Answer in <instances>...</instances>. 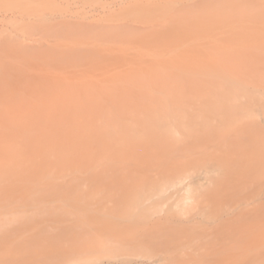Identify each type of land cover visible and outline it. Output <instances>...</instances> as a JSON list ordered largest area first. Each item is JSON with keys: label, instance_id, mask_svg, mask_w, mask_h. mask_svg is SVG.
Wrapping results in <instances>:
<instances>
[{"label": "rangeland", "instance_id": "374dc122", "mask_svg": "<svg viewBox=\"0 0 264 264\" xmlns=\"http://www.w3.org/2000/svg\"><path fill=\"white\" fill-rule=\"evenodd\" d=\"M263 6L264 0H0V264H264V210L239 204L249 196L217 182L230 178L226 148L203 139L176 151L154 138L146 150L139 140L155 131L178 139L197 127L147 129L140 122L150 110L135 107L171 100L165 85L177 82L176 69L189 75L179 77L187 90L180 98L196 113L193 102L208 100L206 77L192 75L196 65L169 51L197 57L207 74L218 71L209 55L247 45L252 27L264 31ZM164 47L162 55H170L163 66L149 54ZM135 65L147 82L167 81L162 91L103 89L115 83L112 74ZM132 77L121 82L139 79ZM142 207L151 219L169 215L175 222L142 238L79 225ZM221 210L235 228L229 241L204 232ZM193 215L201 222L190 228L185 221ZM75 245L82 252L68 255Z\"/></svg>", "mask_w": 264, "mask_h": 264}, {"label": "bare ground", "instance_id": "6f19581e", "mask_svg": "<svg viewBox=\"0 0 264 264\" xmlns=\"http://www.w3.org/2000/svg\"><path fill=\"white\" fill-rule=\"evenodd\" d=\"M252 29L250 30L253 33L250 32V35H247V37L249 36L247 38V45L243 47L232 46L228 50L222 51L220 57L215 56L214 53V55H209L211 62L219 65L218 71L209 74L204 71L202 64L195 63V61L198 60L197 57H182L174 49H171L173 53L169 51L171 55L168 52L163 56L162 54L166 52L165 50H168L169 47H164L162 51H154L153 54H149L151 58L155 59L156 63L163 66L165 65L164 58L169 54L174 57L176 61L178 60V62L182 61L184 63H191L193 66L196 65V73H192V75L206 77L205 83L209 90L208 100L205 102H193L196 113L188 112L186 104L181 102L180 98V92L185 93L187 90H184L186 84L184 85L185 82L182 81L183 79H179V77L189 75L182 74L180 71H175L176 69L171 72V75L178 78L177 82L175 83V81L173 82L171 79L170 81L172 82L169 81L168 84L170 85H168L166 83L167 81H164L169 91L167 89H163V91L165 90L166 93L173 95L171 100H165L164 105H161L162 102L156 103L159 104L160 107L158 106L159 108L155 109L151 108L150 105H146L145 107L144 104L141 105L140 103L135 107L140 106L141 108L144 107L145 110H150L145 113L146 117L140 122V124L147 129L165 130L170 128L171 125L173 126V124L182 127H185L186 124H192L194 127H197L194 133L188 135L182 134L183 136L178 137V139L174 136L164 137L159 135L158 131H155L150 134L152 138H141L139 140V144L144 146V149H152L151 147L153 146L150 142H152L151 139L154 138H157L158 142L167 141L171 143L170 146L176 151L194 148V146H198L203 139H214V141L221 142V145L226 148L224 150L227 154L226 170L228 172L227 176L230 178L226 180H217V182H219V185H224L225 188L232 186L237 191L249 196L247 200H241L239 204L249 205L252 203L256 209L261 208L264 210V31L262 30L263 28L261 31H257L258 28L254 27H252ZM211 35H209V39L212 40L214 35H212L213 37ZM214 39L217 40V38ZM137 55L141 56L140 59L146 56L148 57V55L143 56L139 53ZM185 58L186 60H184ZM160 72H162V70L159 68L157 73L160 74ZM132 76H139V79L131 82V85H123L121 81L126 80V77ZM146 77L147 74L145 71L135 65L127 74L125 72H116L112 74L109 79L114 80L115 83H113L111 87L107 86L103 89L108 91H120L122 89V91L124 90L127 92L130 87H134L138 92L141 91L140 93H142L143 91L150 92L151 89L154 90L157 87L158 89L159 87H165L164 84L163 86L161 85L163 81L161 82L160 79H156L152 84L146 81ZM195 82L196 80H194L192 84ZM183 85L185 87H183ZM87 86L88 84L86 87ZM177 86L180 89H177ZM93 87L97 88L96 86ZM162 88H160L161 91ZM158 89L155 90L157 91ZM160 89L158 91H160ZM143 93V95L146 94L145 92ZM220 129L221 131L218 132ZM245 146L252 147L253 153H246L244 151ZM191 186L192 183H188L184 185L182 190L188 191ZM223 214L228 215L226 210H221L218 214L213 215L211 223L205 225L210 228L211 231L205 229L204 232L206 234L220 236L223 240L229 241V239L233 238L234 231L232 229L235 228L231 226L230 222ZM101 216H112V219L105 217L108 220L100 219L94 221L92 218L91 221L89 220L84 223L80 222L79 225L84 227H86V225H91L94 228L102 226L104 230L115 228L120 230L121 233L131 231L134 237L142 238L157 231L158 228L164 229L166 226L169 227L172 222H175L169 215L163 218L151 219V210L146 207L138 209L133 208L123 212H103ZM200 222L201 220H197L196 216L193 215L188 217V220L185 221V225L190 228H195ZM223 228L224 231L222 230ZM238 233L239 231L236 229L235 236H237ZM81 252L82 248L79 245H75L68 249L67 254L71 255ZM118 264L125 263L121 262Z\"/></svg>", "mask_w": 264, "mask_h": 264}]
</instances>
